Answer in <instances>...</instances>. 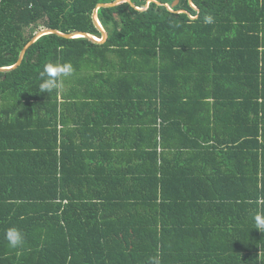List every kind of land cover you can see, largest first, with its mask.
Instances as JSON below:
<instances>
[{
    "label": "trees",
    "instance_id": "trees-1",
    "mask_svg": "<svg viewBox=\"0 0 264 264\" xmlns=\"http://www.w3.org/2000/svg\"><path fill=\"white\" fill-rule=\"evenodd\" d=\"M115 1L0 0V69ZM149 1L0 73V264H264V0Z\"/></svg>",
    "mask_w": 264,
    "mask_h": 264
},
{
    "label": "clouds",
    "instance_id": "clouds-1",
    "mask_svg": "<svg viewBox=\"0 0 264 264\" xmlns=\"http://www.w3.org/2000/svg\"><path fill=\"white\" fill-rule=\"evenodd\" d=\"M205 23H213L211 17L205 18ZM74 69L71 65L65 64L63 66L49 64L44 67V71L41 73L42 79L44 82L41 84L42 92L47 91L51 92L53 89L58 87V83L61 77H68L72 74ZM256 229H259L261 232H264V215L257 214L255 217ZM5 239L8 242L10 248L16 249L24 244L25 237L24 234L17 228L12 227L6 230ZM150 264H161V260L158 256H154L150 260Z\"/></svg>",
    "mask_w": 264,
    "mask_h": 264
},
{
    "label": "water",
    "instance_id": "water-1",
    "mask_svg": "<svg viewBox=\"0 0 264 264\" xmlns=\"http://www.w3.org/2000/svg\"><path fill=\"white\" fill-rule=\"evenodd\" d=\"M154 1H149L148 5ZM125 3H130L131 4V0H116L113 3H108V4H98L97 7L94 10L93 13V22L96 26V28L100 31V33L102 34V39H97L96 37L84 33V32H74V33H70V34H64L61 33L57 30H53V29H43L41 30L39 33H37L34 38L25 46V48L22 50L21 54H20V58L19 61L17 62V64L12 67V68H3L0 69V73L3 72H8L14 69H17L23 62V59L25 57V54L27 52V50L33 45L35 44L41 37L45 36V35H51V34H55L59 37L65 38V39H76V38H85L93 43L96 44H103L108 40V33L107 31L104 29V27L102 26L101 22L98 19V10L102 9V8H114L117 7L119 5L125 4ZM158 5H160V3H157ZM177 5V2L174 3V6ZM147 9V6L146 8ZM172 10V9H171Z\"/></svg>",
    "mask_w": 264,
    "mask_h": 264
},
{
    "label": "rangeland",
    "instance_id": "rangeland-1",
    "mask_svg": "<svg viewBox=\"0 0 264 264\" xmlns=\"http://www.w3.org/2000/svg\"><path fill=\"white\" fill-rule=\"evenodd\" d=\"M158 3V2H157ZM147 6H148V4H147ZM170 8V7H169ZM171 9V8H170ZM70 86H75L76 85V83H73V82H70V84H69Z\"/></svg>",
    "mask_w": 264,
    "mask_h": 264
},
{
    "label": "bare ground",
    "instance_id": "bare-ground-1",
    "mask_svg": "<svg viewBox=\"0 0 264 264\" xmlns=\"http://www.w3.org/2000/svg\"><path fill=\"white\" fill-rule=\"evenodd\" d=\"M98 39V38H97Z\"/></svg>",
    "mask_w": 264,
    "mask_h": 264
}]
</instances>
